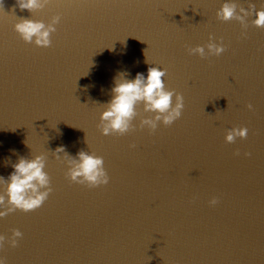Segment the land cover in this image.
I'll return each instance as SVG.
<instances>
[{"label":"water","instance_id":"1","mask_svg":"<svg viewBox=\"0 0 264 264\" xmlns=\"http://www.w3.org/2000/svg\"><path fill=\"white\" fill-rule=\"evenodd\" d=\"M37 3L0 4V256L7 264H264V27L254 23L264 0ZM225 5L234 7L230 19ZM25 20L55 29L50 46L16 32ZM148 67L166 71L173 106L183 97L181 118L165 125L139 102L127 133L103 134L115 82L146 77ZM244 128L246 139L227 141ZM80 152L103 158L107 185L70 180ZM36 157L51 192L26 213L8 203L7 187L13 166Z\"/></svg>","mask_w":264,"mask_h":264},{"label":"clouds","instance_id":"2","mask_svg":"<svg viewBox=\"0 0 264 264\" xmlns=\"http://www.w3.org/2000/svg\"><path fill=\"white\" fill-rule=\"evenodd\" d=\"M3 0H0V4ZM19 7L22 10H31L38 7L37 0H19ZM234 7L225 5L222 10L224 19H230L233 16ZM257 27H264V11L257 13V19L254 21ZM44 25L32 21H23L15 25V30L20 36L28 42H31L33 35H36L37 45L45 47L50 46L48 39L49 33L55 29L51 26L41 31ZM210 50H214L217 55L224 49L209 45ZM195 51L203 53V49ZM166 71L158 67H148L147 76L143 73H137L135 79L128 80L121 76L115 82L112 88L113 97L107 108L101 114V120L104 121L103 134L109 135L113 132L121 135L127 133L130 128V122L135 116V107L137 103L143 102L146 111H155L159 113L155 119H163L165 125H172L181 118L184 110L183 97H176L175 106L172 105L173 92L165 90L163 77ZM251 108V105H249ZM153 129L156 125L153 121H145ZM248 130L233 129L226 137L228 142H233L236 137L246 139ZM63 151V148L57 149ZM79 163L69 172V178L73 183L86 185L90 188H96L109 183V177L103 167V158L89 155L84 152L79 154ZM13 173L10 174V183L7 187L8 203L15 206L23 212H32L40 208L48 198L51 188H48L49 177L44 171L45 164L42 157H36L34 160L20 159L14 166ZM41 188H48L47 191H39ZM4 197L0 196V204H3ZM218 203L216 199L210 201L212 206ZM11 211V209H9ZM6 212H0V216L6 215ZM15 236L22 238V233L17 231ZM4 238L0 237V247L3 246ZM17 242L13 241V247ZM0 264H7L6 258L0 256Z\"/></svg>","mask_w":264,"mask_h":264}]
</instances>
